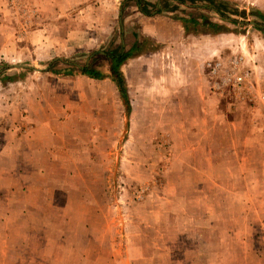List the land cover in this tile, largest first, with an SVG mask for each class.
<instances>
[{"label":"rangeland","instance_id":"1","mask_svg":"<svg viewBox=\"0 0 264 264\" xmlns=\"http://www.w3.org/2000/svg\"><path fill=\"white\" fill-rule=\"evenodd\" d=\"M3 1L0 264H264V0Z\"/></svg>","mask_w":264,"mask_h":264},{"label":"trees","instance_id":"2","mask_svg":"<svg viewBox=\"0 0 264 264\" xmlns=\"http://www.w3.org/2000/svg\"><path fill=\"white\" fill-rule=\"evenodd\" d=\"M133 1L136 6L138 7L140 13H142L145 16H150V12L148 11V8H151L152 6L150 4H148L147 2H145L144 0H131ZM211 10L218 14V16L223 19L226 20L227 18L225 17V14L227 11H225L222 8V4L223 3H217L215 0H207ZM178 3L183 4V0H177ZM160 9L157 10L156 12L159 13ZM256 17H258L259 19H261L262 21H264V17L261 15H254ZM189 20L193 23V24H197L196 23V17L190 16ZM230 22L235 23L236 21L230 20ZM187 21H182V25L185 31H187ZM207 26H210V28H212L213 33H219L221 32V28L219 25H216L214 23H204ZM140 48L141 45L140 43H136L129 51H124L123 49H115L114 51H111L109 53H104L103 56L106 57L107 59H109L110 64H111V79L112 81L115 83L116 88L118 90L120 99L122 101L123 106L126 109V113L130 112V104H129V97H128V93L126 90V82L124 79V76L121 72V66L124 64L125 61H127L128 59H130L132 56H134L136 53H140ZM81 75L83 76H87L91 79H96V80H101L104 79L105 76L104 74H102L100 71H98L97 69H94L92 67L89 66H85L80 70Z\"/></svg>","mask_w":264,"mask_h":264},{"label":"crops","instance_id":"3","mask_svg":"<svg viewBox=\"0 0 264 264\" xmlns=\"http://www.w3.org/2000/svg\"><path fill=\"white\" fill-rule=\"evenodd\" d=\"M144 1L152 6L151 8H148V9H155L157 11L161 8L160 4L162 3L163 0H144ZM173 1H174V3H178L177 0H173ZM135 8L138 10V13L141 17V19L139 21V22H141V24L139 25V27L141 28L142 33L146 34L148 36H153V34H155V32H156V29H155V23L157 22L156 17H157V15H159V13H162V12L160 11L159 13H156V15L154 14L155 16L154 15L145 16L142 13H140L136 4H135ZM7 11L8 10H7L6 4L4 3L3 0H0V34H1V37L4 39V40L2 39V42L3 41L5 42L7 40V38L5 37V35H6L5 32H6L7 27L9 26V23H10L8 21V19L5 17L7 14ZM35 34L36 33L30 34V36H35ZM136 43H139V42L138 41L134 42L133 44H131V46L128 48V50H124V51H126V52L129 51ZM135 56L140 57L139 54H135L130 59L134 58ZM130 59H128V60H130ZM125 62H124V64H125ZM121 72H122V70H121ZM122 74H123V72H122Z\"/></svg>","mask_w":264,"mask_h":264},{"label":"built area","instance_id":"4","mask_svg":"<svg viewBox=\"0 0 264 264\" xmlns=\"http://www.w3.org/2000/svg\"><path fill=\"white\" fill-rule=\"evenodd\" d=\"M220 66V64H214V65H212V66H210V72H211V74H213V75H216V73H217V68ZM224 81H228L229 83H230V85L232 86V87H238V86H240V84H241V82H242V78L241 77H237L236 79H225ZM211 89L214 91V92H216L217 90H218V83H214V82H212L211 84Z\"/></svg>","mask_w":264,"mask_h":264},{"label":"water","instance_id":"5","mask_svg":"<svg viewBox=\"0 0 264 264\" xmlns=\"http://www.w3.org/2000/svg\"><path fill=\"white\" fill-rule=\"evenodd\" d=\"M252 25H255L254 23H251Z\"/></svg>","mask_w":264,"mask_h":264}]
</instances>
